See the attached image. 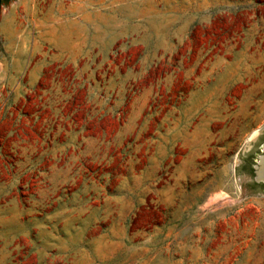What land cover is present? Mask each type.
<instances>
[{
    "label": "rangeland",
    "instance_id": "rangeland-1",
    "mask_svg": "<svg viewBox=\"0 0 264 264\" xmlns=\"http://www.w3.org/2000/svg\"><path fill=\"white\" fill-rule=\"evenodd\" d=\"M3 18L0 264H264V0Z\"/></svg>",
    "mask_w": 264,
    "mask_h": 264
},
{
    "label": "water",
    "instance_id": "water-1",
    "mask_svg": "<svg viewBox=\"0 0 264 264\" xmlns=\"http://www.w3.org/2000/svg\"><path fill=\"white\" fill-rule=\"evenodd\" d=\"M252 175L249 179L255 185L264 186V144L261 147L260 154L256 157L252 166Z\"/></svg>",
    "mask_w": 264,
    "mask_h": 264
},
{
    "label": "crops",
    "instance_id": "crops-1",
    "mask_svg": "<svg viewBox=\"0 0 264 264\" xmlns=\"http://www.w3.org/2000/svg\"><path fill=\"white\" fill-rule=\"evenodd\" d=\"M3 21H2V19L0 20V26H2V23L3 24L6 23V19L3 18ZM43 57H45V56L43 55ZM49 60H48V62H49ZM46 62H47V60L45 58L41 57L40 60H38L36 63H34V66L32 67L33 68V70H32L33 74L32 75L35 76V72H37L35 77L38 78V80L39 79H41V80L45 79V74L42 75V72H43V70H45V69L47 70V68H48V64H45Z\"/></svg>",
    "mask_w": 264,
    "mask_h": 264
},
{
    "label": "trees",
    "instance_id": "trees-1",
    "mask_svg": "<svg viewBox=\"0 0 264 264\" xmlns=\"http://www.w3.org/2000/svg\"><path fill=\"white\" fill-rule=\"evenodd\" d=\"M11 0H0V6L2 5V4H8L9 2H10ZM252 166H253V163L250 165V167H249V173L252 175V173H253V171H252ZM261 186H263V185H261Z\"/></svg>",
    "mask_w": 264,
    "mask_h": 264
}]
</instances>
